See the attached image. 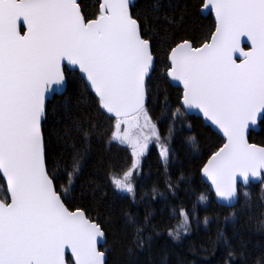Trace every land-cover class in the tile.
Wrapping results in <instances>:
<instances>
[{
	"label": "snow or ice",
	"instance_id": "obj_1",
	"mask_svg": "<svg viewBox=\"0 0 264 264\" xmlns=\"http://www.w3.org/2000/svg\"><path fill=\"white\" fill-rule=\"evenodd\" d=\"M202 6L215 15L214 31L203 40L177 39L167 28L160 34V21L177 22L172 0L147 9L135 0H0V264H109L108 224L89 206L66 199L82 156L74 155L66 168L67 186L60 183L59 162L49 164L46 101L73 81L90 89L97 110L114 121L110 140L130 150L131 166L109 175L116 190L134 195V173L141 174L153 142L167 169L175 123L198 110L226 138L202 169L215 195L232 204L241 185L258 182L264 200V142H252L256 128L264 131V0H206ZM154 76L179 92L175 107L161 90L162 115L171 112L173 122L164 139L148 107ZM64 109L70 112L67 103ZM191 142L195 147L194 137ZM243 197L251 203L250 191ZM206 201L202 194L198 203ZM179 215L169 231L176 239L189 233L195 206ZM126 223L134 228L136 248L150 246L133 218ZM217 239L233 257L223 232Z\"/></svg>",
	"mask_w": 264,
	"mask_h": 264
},
{
	"label": "trees",
	"instance_id": "obj_2",
	"mask_svg": "<svg viewBox=\"0 0 264 264\" xmlns=\"http://www.w3.org/2000/svg\"><path fill=\"white\" fill-rule=\"evenodd\" d=\"M155 2L138 0L137 4L147 9ZM203 2L172 0L176 5L173 14L177 22L169 26L160 21V34L164 35L167 28L177 39L195 36L203 40L210 36L215 21L211 13L202 14ZM163 71V65H158V72ZM162 89H167L166 94L175 107H179L176 104L179 92L177 87L164 83L160 76H154L148 107L164 139L173 122L171 112L162 115ZM93 100L90 89L73 81L63 95L55 96L48 103L47 127L53 134L49 164L51 166L53 160L59 162L60 183L67 186L66 168L74 155L82 156L81 172L74 178L66 199L89 206L94 217L108 224L105 247L110 250L109 264H264V227L260 225L264 219L262 186L252 183L247 189L241 187L237 205L227 207L216 203L209 185L201 177L204 163L224 142L219 134L205 126L201 118L187 114L174 125L171 141L174 154L167 169L153 142L143 159L142 172L136 177L134 195L125 194L113 187L109 175H122L131 166L130 150L110 140L108 130L114 121L102 115ZM66 103L70 107L68 113L64 109ZM193 137L195 147L191 142ZM252 141L264 142V131L256 132ZM169 182L175 185L174 190L168 189ZM4 183L0 177V186ZM245 190L252 193L250 204L245 203ZM202 194L207 196V201L198 203ZM194 206L196 215L191 217L189 233L181 234L178 239L169 235L182 220L180 209L191 213ZM129 217L144 229L145 237L151 238L150 246H134V228L126 223ZM221 232L235 252L231 258L229 247L217 239Z\"/></svg>",
	"mask_w": 264,
	"mask_h": 264
},
{
	"label": "water",
	"instance_id": "obj_3",
	"mask_svg": "<svg viewBox=\"0 0 264 264\" xmlns=\"http://www.w3.org/2000/svg\"><path fill=\"white\" fill-rule=\"evenodd\" d=\"M137 1H138V0H135V3H137ZM204 2H206V0H204ZM201 12H202V14L205 15V16H207V15L210 14L206 9H203V7L201 8ZM211 14H212V17L214 18V21H215V15H214V13H211ZM206 42H207V41H206ZM242 46L245 48V50H247V49L250 47L249 44H243ZM238 62H239V60H238ZM172 86L176 87L175 84H173ZM90 91H91V90H90ZM64 93H65V92H64ZM64 93H63V94H64ZM63 94L49 95L48 98H47V101H46L47 106H48V103H49V102H50L55 96H60V95H63ZM93 94H94V93H93ZM188 115H194V116H196V117L201 118V119L204 121V124H205L206 126H209L214 132H216L217 134H219V135L224 139V143L226 142V138L223 136L222 131L219 130L217 126L213 125L210 121H208L205 117H203L202 113H200L198 110H190V111L188 112ZM260 130H261V129L256 128V129H255V132L260 131ZM222 146H223V144H222ZM222 146H221V147H222ZM209 158H210V157H209ZM209 158H208V159H209ZM208 159L206 160V162L204 163V165L207 163ZM204 165H203V166H204ZM202 169H203V167H202ZM202 169H201V177H202L203 181H204L207 185H209V187H210L212 193L214 194V197H215V201H216V203L219 204V205H221V206H227V207H233V206L237 205L238 201H235V202H233L232 204H230V203H228V202H225V201H221V200H219V198L215 195L214 188H213V186L211 185V181L208 180L207 177L204 176ZM253 183H258V182H253ZM241 187H244V186L241 185ZM238 200H239V199H238ZM68 256H69V258H70V253L68 254Z\"/></svg>",
	"mask_w": 264,
	"mask_h": 264
},
{
	"label": "rangeland",
	"instance_id": "obj_4",
	"mask_svg": "<svg viewBox=\"0 0 264 264\" xmlns=\"http://www.w3.org/2000/svg\"><path fill=\"white\" fill-rule=\"evenodd\" d=\"M151 145V144H150ZM120 176V175H119ZM134 176H135V179H134V184H135V182H136V174L134 173ZM122 193H125V194H127V192H122ZM204 224V223H203Z\"/></svg>",
	"mask_w": 264,
	"mask_h": 264
},
{
	"label": "flooded vegetation",
	"instance_id": "obj_5",
	"mask_svg": "<svg viewBox=\"0 0 264 264\" xmlns=\"http://www.w3.org/2000/svg\"><path fill=\"white\" fill-rule=\"evenodd\" d=\"M204 122V121H203ZM206 126V125H205ZM209 127V126H208ZM257 132H259V131H257ZM256 133V132H255ZM224 140V139H223ZM252 142H254V141H252ZM224 143V142H223ZM255 143H257V142H255Z\"/></svg>",
	"mask_w": 264,
	"mask_h": 264
}]
</instances>
